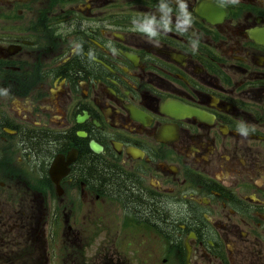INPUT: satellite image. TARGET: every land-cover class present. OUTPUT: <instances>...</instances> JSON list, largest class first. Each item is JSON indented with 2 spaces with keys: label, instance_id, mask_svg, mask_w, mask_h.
I'll return each instance as SVG.
<instances>
[{
  "label": "flooded vegetation",
  "instance_id": "af4514ba",
  "mask_svg": "<svg viewBox=\"0 0 264 264\" xmlns=\"http://www.w3.org/2000/svg\"><path fill=\"white\" fill-rule=\"evenodd\" d=\"M0 264H264V0H0Z\"/></svg>",
  "mask_w": 264,
  "mask_h": 264
},
{
  "label": "clouds",
  "instance_id": "9594fccd",
  "mask_svg": "<svg viewBox=\"0 0 264 264\" xmlns=\"http://www.w3.org/2000/svg\"><path fill=\"white\" fill-rule=\"evenodd\" d=\"M233 2H236V0H233Z\"/></svg>",
  "mask_w": 264,
  "mask_h": 264
}]
</instances>
